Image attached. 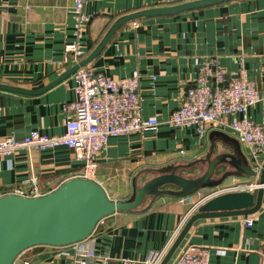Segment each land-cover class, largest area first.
I'll return each mask as SVG.
<instances>
[{"label":"crops","instance_id":"1","mask_svg":"<svg viewBox=\"0 0 264 264\" xmlns=\"http://www.w3.org/2000/svg\"><path fill=\"white\" fill-rule=\"evenodd\" d=\"M191 1L195 0H85L82 15L86 25L79 35L73 0H0V84L35 91L0 88V137L23 139L34 130L53 136L65 133L66 108L75 99L76 72L48 85L75 64L65 62L67 45L77 43L83 60L119 17ZM205 57L217 58L231 76L246 69L263 94L246 115L264 126V0H232L127 22L87 65L115 78L138 71L143 115L156 116L161 122L155 130L109 139L92 179L104 187L110 199H133L136 185H144L161 170L200 177L209 160L223 154L255 169L247 145L232 129L210 125L200 135L193 127L165 124L198 76L196 59ZM261 161L264 163V154ZM83 165L68 147L21 148L0 155V197L18 188L28 195L36 188L42 195L50 193L80 177ZM234 170L221 164L211 177L217 184L198 190L235 179L258 180L261 172L259 168L257 177H249L232 173ZM162 189L179 190L173 185ZM190 208L182 197L149 195L137 211L105 217L84 241L62 247L34 246L13 264H76L87 250L107 257L110 264H143L151 252L171 248ZM248 216L253 219L250 227L243 215L198 219L168 264L191 245L209 249V264H264V196L261 208Z\"/></svg>","mask_w":264,"mask_h":264},{"label":"built area","instance_id":"2","mask_svg":"<svg viewBox=\"0 0 264 264\" xmlns=\"http://www.w3.org/2000/svg\"><path fill=\"white\" fill-rule=\"evenodd\" d=\"M73 1L77 31L81 35L86 25V19L82 15L85 0ZM80 56L81 51L77 43L67 45L65 62L79 63ZM195 63L199 66L198 76L194 84L187 88L179 107L165 124L169 127H193L200 135H204L210 125L230 128L247 145L255 169L262 168L264 126L250 120L246 115L251 106L261 101L262 91L248 78L244 67L231 76L226 73L217 58H197ZM140 86L141 74L138 71L130 77L115 78L96 72L89 66H83L75 73V99L66 108L65 133L53 136L34 130L23 139L0 137V155H11L21 148L46 151L68 147L75 152L76 159L84 164L80 177L92 179L99 158L111 137L155 130L161 124L156 116L143 115ZM230 116L237 118L228 122ZM259 187L264 188V183L259 184L258 180L235 179L231 183L219 184L207 190L201 189L183 197L182 201L191 205L183 226L191 214L208 200L229 192H253ZM12 194L33 197L42 195L37 188L33 195H28L20 188L15 189ZM244 222L250 227L253 219L247 216ZM168 249L169 247L151 252L143 264H161ZM209 254V249L191 245L171 264H209ZM76 264L110 263L107 257L87 250L79 255Z\"/></svg>","mask_w":264,"mask_h":264},{"label":"water","instance_id":"3","mask_svg":"<svg viewBox=\"0 0 264 264\" xmlns=\"http://www.w3.org/2000/svg\"><path fill=\"white\" fill-rule=\"evenodd\" d=\"M232 0H195L187 3L144 9L119 17L103 36L100 43L85 59L74 64L48 86L74 74L79 68L87 66L98 55L125 23L153 16L180 13ZM1 89L17 92L27 91L18 87L0 84ZM221 164L235 168V174L257 177V170L244 164L233 155H219L209 160L206 172L197 178H186L175 172V169L161 170V174L147 181L144 185H136L133 199L116 201L109 198L104 187L93 179L75 177L62 183L54 191L41 196H21L8 194L0 197V264H13L25 250L39 245L55 247L68 246L87 239L96 229L99 222L117 212H135L149 195L160 196L171 194L184 197L194 193L201 187H212L216 169ZM264 183V163L258 179ZM214 184V185H213ZM174 185L177 191L159 190L160 187ZM264 188L254 192L237 191L218 195L197 209L186 222L161 264H168L198 219L222 216H248L257 212L263 203Z\"/></svg>","mask_w":264,"mask_h":264},{"label":"bare ground","instance_id":"4","mask_svg":"<svg viewBox=\"0 0 264 264\" xmlns=\"http://www.w3.org/2000/svg\"><path fill=\"white\" fill-rule=\"evenodd\" d=\"M80 61H81V60H80ZM75 64H76V63H75ZM217 186H218V185H217ZM215 187H216V186H215ZM213 188H214V187H213ZM197 191H198V190H196L195 192H197ZM195 192H194V193H195ZM249 192H250V191H249ZM253 192H254V191H253ZM192 194H193V193H192ZM190 195H191V194H190ZM187 196H189V195H187ZM184 197H185V196H184ZM182 198H183V197H182ZM196 211H197V210H196ZM190 217H191V216H190ZM103 219H104V218H103ZM187 221H188V220H187ZM99 223H100V222H99ZM184 226H185V225H184ZM182 229H183V228H182ZM169 250H170V249H169ZM169 250H168V251H169ZM22 253H23V252H22ZM167 253H168V252H167ZM167 253H166V254H167ZM20 255H21V254H20ZM20 255H19V256H20ZM165 256H166V255H165ZM16 259H17V258H16ZM14 262H15V261H14Z\"/></svg>","mask_w":264,"mask_h":264},{"label":"trees","instance_id":"5","mask_svg":"<svg viewBox=\"0 0 264 264\" xmlns=\"http://www.w3.org/2000/svg\"><path fill=\"white\" fill-rule=\"evenodd\" d=\"M170 186V185H169ZM174 186V185H173ZM170 190V189H169Z\"/></svg>","mask_w":264,"mask_h":264}]
</instances>
